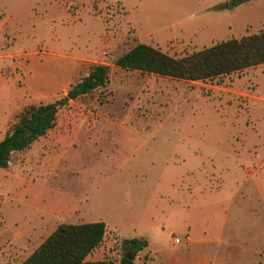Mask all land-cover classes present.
Returning a JSON list of instances; mask_svg holds the SVG:
<instances>
[{"label": "rangeland", "instance_id": "obj_1", "mask_svg": "<svg viewBox=\"0 0 264 264\" xmlns=\"http://www.w3.org/2000/svg\"><path fill=\"white\" fill-rule=\"evenodd\" d=\"M259 30L264 0H0V132L108 65L10 153L8 182L0 168V264L93 220L105 230L88 260L264 264V62L203 80L113 63L136 41L180 56Z\"/></svg>", "mask_w": 264, "mask_h": 264}, {"label": "trees", "instance_id": "obj_2", "mask_svg": "<svg viewBox=\"0 0 264 264\" xmlns=\"http://www.w3.org/2000/svg\"><path fill=\"white\" fill-rule=\"evenodd\" d=\"M261 62H264V30L229 37L180 56L136 41L113 59L122 68L190 80L211 79ZM107 73V64L92 63L62 96L22 106L0 137V167L7 165L12 151L25 149L51 128L56 123L57 110L69 98L104 85ZM104 230L102 220L59 222L18 264H111L108 259L85 258L99 244ZM130 242L137 245L135 240ZM130 263V258L121 256L118 264Z\"/></svg>", "mask_w": 264, "mask_h": 264}, {"label": "crops", "instance_id": "obj_3", "mask_svg": "<svg viewBox=\"0 0 264 264\" xmlns=\"http://www.w3.org/2000/svg\"><path fill=\"white\" fill-rule=\"evenodd\" d=\"M14 110V109H13ZM13 111H11V113H12ZM11 113L9 114V116L7 117V119L5 120V122H4V125H3V127H2V131L0 132V137L3 135V133H4V131H5V129H6V126H7V124L9 123V121L11 120ZM56 124V123H55ZM54 124V125H55ZM54 125L51 127V128H49L48 130H50V129H52L53 127H54ZM47 130V131H48ZM46 134V132L44 133V134H42V135H39L37 138H35L32 142H34V141H39V140H41V139H43L42 137L44 136ZM47 138H45V139H47V140H50V139H52L53 137L55 138L56 136H46ZM39 139V140H38ZM31 142V143H32ZM30 143V144H31ZM29 144V145H30ZM9 164V160H8V162H7V165ZM7 165L5 166V167H0V168H4V170H3V174H4V176L6 177V181H7V179L9 178V176H6L7 174H8V172H9V170H8V168H7ZM8 182V181H7Z\"/></svg>", "mask_w": 264, "mask_h": 264}, {"label": "water", "instance_id": "obj_4", "mask_svg": "<svg viewBox=\"0 0 264 264\" xmlns=\"http://www.w3.org/2000/svg\"><path fill=\"white\" fill-rule=\"evenodd\" d=\"M124 257L129 258L130 256L126 253L124 254Z\"/></svg>", "mask_w": 264, "mask_h": 264}, {"label": "built area", "instance_id": "obj_5", "mask_svg": "<svg viewBox=\"0 0 264 264\" xmlns=\"http://www.w3.org/2000/svg\"><path fill=\"white\" fill-rule=\"evenodd\" d=\"M174 240H175V241H178V239H177V238H175Z\"/></svg>", "mask_w": 264, "mask_h": 264}]
</instances>
